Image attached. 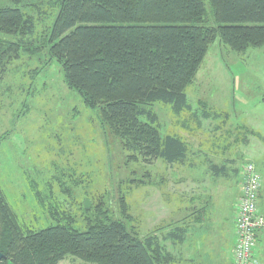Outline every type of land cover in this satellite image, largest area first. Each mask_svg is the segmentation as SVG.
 <instances>
[{
  "label": "rangeland",
  "instance_id": "1",
  "mask_svg": "<svg viewBox=\"0 0 264 264\" xmlns=\"http://www.w3.org/2000/svg\"><path fill=\"white\" fill-rule=\"evenodd\" d=\"M37 2H41L39 12L43 14L33 13L37 18L35 34L28 39H35L39 52L31 55L22 51L6 72L0 73V136L9 133L0 145V190L23 226L40 230L64 216L69 217L65 219L68 223L74 220V228L84 230V217L96 215L97 205L119 217L117 201L124 196L141 238L157 232L158 226H154L159 223L178 227L185 219L199 218L200 211H204L200 213L204 214L201 231H209L204 228L209 221L204 193L212 186L209 175L204 178L201 174L214 165L206 161L212 156L213 162L223 157L214 163L236 181L240 180L241 167L248 163L245 161L251 159L261 177L264 208V46L236 54L219 41L212 44L193 84L186 89L191 113L177 116L163 103L152 107L160 133L186 142L187 159L171 165L161 160L145 163L130 158L120 140L100 128L96 115L64 85L60 66L48 62L49 47H41V40L49 34L57 11L54 0ZM3 6L15 7L9 0H0ZM206 9L207 21L213 23L208 4ZM206 107L217 114L216 120L202 118ZM193 114L198 115L199 122ZM249 131L254 134L248 135ZM250 140L260 141L262 155H253L252 149L246 151L245 142ZM232 182L225 184L223 193L210 194L226 197L218 210L229 206L227 194ZM237 192L235 186L233 194ZM86 201L88 209L83 206ZM222 211L220 217L227 219V211ZM201 240L202 235L195 233L184 249L194 264H214L215 254L197 250ZM255 251L264 256V241ZM232 254L233 250L231 260ZM59 264L83 263L67 258Z\"/></svg>",
  "mask_w": 264,
  "mask_h": 264
},
{
  "label": "trees",
  "instance_id": "2",
  "mask_svg": "<svg viewBox=\"0 0 264 264\" xmlns=\"http://www.w3.org/2000/svg\"><path fill=\"white\" fill-rule=\"evenodd\" d=\"M9 1L14 8L0 7L1 75L22 51L40 50L28 38L35 34L33 13L43 14L41 2ZM207 4L213 23L207 21ZM54 9L52 27L41 40V47H49L48 62L60 66L64 85L96 115L100 128L119 139L130 158L145 163L187 158L186 142L160 133L152 107L163 103L177 116L191 113L186 89L212 44L219 41L236 54L264 46V0H54ZM3 36L20 40L6 42ZM212 114L206 107L201 116L216 120ZM192 118L199 122L198 115ZM8 134L0 136V145ZM94 208L96 215L84 217V230L64 216L32 230L0 190V264H59L67 258L83 264L176 263L156 236L140 237L124 196L117 201L119 217ZM175 230L173 239L179 237Z\"/></svg>",
  "mask_w": 264,
  "mask_h": 264
},
{
  "label": "crops",
  "instance_id": "3",
  "mask_svg": "<svg viewBox=\"0 0 264 264\" xmlns=\"http://www.w3.org/2000/svg\"><path fill=\"white\" fill-rule=\"evenodd\" d=\"M253 131V130H252ZM251 131V132H252ZM252 134H254V132H252ZM245 144L246 146V151L249 149H252V154L253 155H257V154H263V148H262V144L260 143L259 140H255L254 142L252 140H250L249 142L246 141ZM251 156V154H249ZM215 157H208L206 158V161H208V163H212L214 165H216L215 163L219 160H221L223 157L220 156L218 157V159H215L213 162V159ZM187 159V158H186ZM246 162H252V160H246ZM254 164V163H253ZM255 165V164H254ZM212 166V165H210ZM210 168V171H205L204 173L201 174L202 177H206L207 175H209L210 178H208V180H211L210 184L212 187L209 188H205V193L204 196L207 195V204L209 206L208 211H207V219L209 220L207 222V224L205 225L204 228H208L209 231L206 232H202L201 230L203 229V219L201 218V215L204 214H200L204 211H200L197 213V216L199 218H196L192 221H188L187 219H185L184 221H182L179 226L177 227L176 224L174 225H169L168 227L166 226H162L161 223H159V225H155L154 228L156 226H158L157 228H155V232L153 235L156 236L160 242V244L165 247V249L173 255V257H175L176 263L179 264H194L195 260L194 259H190L189 256V252L187 249H184L187 246V243L189 241L190 238H193L195 233L199 232V235H202V240L201 243H199V251H202L206 254L208 253H212L215 254V256L213 257V261L214 264H232V260H231V252L234 248L235 245V240H236V236H235V214L232 216L231 219V211L233 214V210H232V205H234V202L238 199L239 196V192H240V180H235V178H232L227 173L224 172H214V170ZM256 167V166H255ZM242 168L239 171L240 172V179L242 176ZM235 177V176H234ZM261 178V177H260ZM204 180V179H203ZM233 181V182H232ZM236 181V183H235ZM230 185V190L229 193L227 194V197L230 199V202L228 201L229 206H227L223 211L222 210H218L217 207H219V205H221L222 203H225L226 197H219L217 195L214 196H210V194H214V193H223L225 191V184H229ZM262 185V182H261ZM210 186V185H209ZM235 186L237 188V194H233L234 193V189ZM261 190V189H260ZM259 202H260V206H259V213L264 216V208L262 207V202H261V198H259ZM213 203V204H212ZM233 203V204H232ZM225 207V204L223 206V208ZM221 211H227L228 214V218L227 219H222L221 216ZM226 220V222H225ZM200 231L198 230V228H200ZM175 228L178 229V234L179 237L175 239L171 238L170 234H173L175 230ZM192 228L196 229L192 230ZM158 233H160V235H158ZM179 239V240H177ZM261 241H264V231L259 232L257 234V237L255 239V245H254V255L255 258L258 260L259 264H264V256L263 255H259L256 253L255 251V247L257 246V244ZM196 250V249H195ZM194 250V252H195ZM227 251V255L225 254V252L221 251ZM193 252V253H194ZM221 252H222V258L221 256ZM260 259V260H259ZM175 263V264H176Z\"/></svg>",
  "mask_w": 264,
  "mask_h": 264
},
{
  "label": "built area",
  "instance_id": "4",
  "mask_svg": "<svg viewBox=\"0 0 264 264\" xmlns=\"http://www.w3.org/2000/svg\"><path fill=\"white\" fill-rule=\"evenodd\" d=\"M259 188V175L252 165H246L236 202L233 264H258L254 255L255 239L264 230V216L259 213Z\"/></svg>",
  "mask_w": 264,
  "mask_h": 264
},
{
  "label": "bare ground",
  "instance_id": "5",
  "mask_svg": "<svg viewBox=\"0 0 264 264\" xmlns=\"http://www.w3.org/2000/svg\"><path fill=\"white\" fill-rule=\"evenodd\" d=\"M246 165H252L253 168H254V170H255V172L259 175V173L257 172V169H256V167H255V165L253 163L248 162V163H246ZM244 167L242 168V176H241V179H240V184H241V181L243 180V177H244ZM259 177H260V175H259ZM260 189H261V178H260V188H259V192H260Z\"/></svg>",
  "mask_w": 264,
  "mask_h": 264
},
{
  "label": "water",
  "instance_id": "6",
  "mask_svg": "<svg viewBox=\"0 0 264 264\" xmlns=\"http://www.w3.org/2000/svg\"><path fill=\"white\" fill-rule=\"evenodd\" d=\"M84 208H85V209H88V208H89V203H88V201H86V202L84 203ZM2 258H3V256L0 255V261L2 260ZM7 264H12V263L8 261Z\"/></svg>",
  "mask_w": 264,
  "mask_h": 264
}]
</instances>
